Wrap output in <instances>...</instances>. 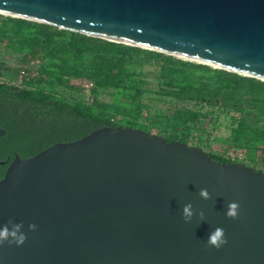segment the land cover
I'll return each mask as SVG.
<instances>
[{
  "label": "water",
  "instance_id": "95a60500",
  "mask_svg": "<svg viewBox=\"0 0 264 264\" xmlns=\"http://www.w3.org/2000/svg\"><path fill=\"white\" fill-rule=\"evenodd\" d=\"M0 15L264 82V0H0ZM5 165L0 264H264V172L243 163L103 127Z\"/></svg>",
  "mask_w": 264,
  "mask_h": 264
},
{
  "label": "trees",
  "instance_id": "16d2710c",
  "mask_svg": "<svg viewBox=\"0 0 264 264\" xmlns=\"http://www.w3.org/2000/svg\"><path fill=\"white\" fill-rule=\"evenodd\" d=\"M0 49L20 56L22 69V86L0 83V128L5 132L0 161L28 159L57 142H73L103 127L151 134L141 122L150 112L142 101L149 93L170 103L152 116L167 142L188 144L194 130V147L201 148L205 123L217 127L223 117L229 121L232 145L226 149L259 154L264 161L262 81L2 15ZM144 67L155 69L143 74L139 69ZM72 81L92 84L89 104L60 95L61 89L82 93ZM205 153L214 162H239ZM6 168L0 166V179Z\"/></svg>",
  "mask_w": 264,
  "mask_h": 264
},
{
  "label": "rangeland",
  "instance_id": "374dc122",
  "mask_svg": "<svg viewBox=\"0 0 264 264\" xmlns=\"http://www.w3.org/2000/svg\"><path fill=\"white\" fill-rule=\"evenodd\" d=\"M154 69L155 68L144 67L143 69L139 70L144 74ZM21 71L22 69L20 56L0 49V83H5L15 87L22 86L20 74ZM85 84L86 82L72 81L71 85L81 88L82 93H73L61 89L60 95L67 100H78L80 102L89 104L91 101V97L89 94L90 91L88 90L87 92ZM103 99L109 100L108 97H105ZM142 101L150 109V112L144 113L143 120L141 121L142 124L145 126V128L149 129L152 135L164 137L165 133L163 132V130L159 126L152 124V116L153 114L166 109L167 106L169 107L168 104L170 103H168V101L166 103L158 101L153 93L146 94L143 97ZM180 107H189V104L180 105L179 108ZM215 124L217 125V127L213 126L212 124H207V122L205 123V143L201 147L204 152H211L225 158H228V154H232L236 158V161L243 162V164H245L247 167L264 172V161H262V157H260L259 154L253 155L252 153H246L244 151H234L232 149H226L227 147L232 146L228 140L230 126L227 119L221 117ZM197 138L198 133L194 130L191 131L187 145L192 147L198 145Z\"/></svg>",
  "mask_w": 264,
  "mask_h": 264
},
{
  "label": "built area",
  "instance_id": "2783aa9c",
  "mask_svg": "<svg viewBox=\"0 0 264 264\" xmlns=\"http://www.w3.org/2000/svg\"><path fill=\"white\" fill-rule=\"evenodd\" d=\"M91 87H92V84L89 83V82H86V84H85V88H86L87 92H88V90H89ZM228 158H230L231 161H236V158H235L232 154H228ZM237 160H238V158H237Z\"/></svg>",
  "mask_w": 264,
  "mask_h": 264
}]
</instances>
